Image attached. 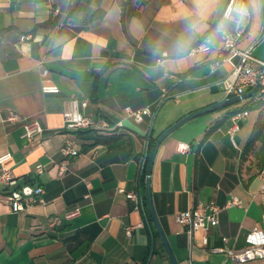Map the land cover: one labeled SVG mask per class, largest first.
<instances>
[{
    "label": "crops",
    "instance_id": "crops-1",
    "mask_svg": "<svg viewBox=\"0 0 264 264\" xmlns=\"http://www.w3.org/2000/svg\"><path fill=\"white\" fill-rule=\"evenodd\" d=\"M226 1L0 0V155L11 154L6 164L17 186L39 185L46 199L13 210L0 198V264H172L147 207L141 159L149 137L226 93L230 65L214 64L219 29L246 34L260 23L251 22L254 0H246L243 14L222 18ZM25 33L31 37L20 40ZM205 35L212 48L189 53ZM39 59L59 91L41 90ZM70 98L85 102L79 109L109 128L65 129L63 101ZM244 101L186 120L157 147L151 202L177 264H264V257L237 262L211 249L245 247L254 226L264 233L258 191L264 125L255 132L261 106ZM144 105L151 114L141 121L125 114L126 106ZM234 109L248 113L237 118L231 138ZM10 113L37 118L43 130L25 139L21 119L7 120ZM110 133L119 141L96 140ZM67 138L79 152L68 156L69 168L60 173ZM179 142L189 147L178 150ZM36 163L43 171H35ZM142 190L145 205L126 196ZM231 195L240 204L224 207ZM198 199L220 206L218 222L189 231L175 214ZM75 207L77 216L50 223ZM127 225L133 226L130 235Z\"/></svg>",
    "mask_w": 264,
    "mask_h": 264
},
{
    "label": "built area",
    "instance_id": "built-area-1",
    "mask_svg": "<svg viewBox=\"0 0 264 264\" xmlns=\"http://www.w3.org/2000/svg\"><path fill=\"white\" fill-rule=\"evenodd\" d=\"M246 0H227L222 10V18L229 19L233 15H241L245 12ZM53 11H57V7H53ZM30 33L21 34L20 40L30 38ZM264 37V22L262 16L260 17L259 27L256 31L248 29L246 34L235 29L221 28L219 29V58L215 60L214 64L226 62L230 65V70L224 78V89L229 95L243 94L251 91L256 85L255 92L247 99L252 101L264 100V59L257 58L253 55L255 45ZM246 42L241 45L243 40ZM212 48L210 36L205 35L200 40L195 42L189 48V53L205 52ZM43 60L37 61L40 69V88L43 92H57L59 87L52 83L49 79V71L43 64ZM245 99V98H244ZM244 99L240 100L243 101ZM80 104L84 105L85 102H79L77 98H70L63 101V127L68 130H79L85 128H109L102 124L96 123L94 119L84 114L80 109ZM125 114L132 117L135 121H141L144 115L151 114V109L148 105L140 107L124 108ZM248 113L247 109H240L231 115L233 124L228 129L230 137H233L234 132L238 128L236 120L242 115ZM21 119L22 132L21 136L27 140L32 138L43 130V126L35 117H19L16 113H10L7 120ZM189 147L188 143L179 142L177 144L178 150H186ZM61 151L65 155L61 160L58 172L62 173L69 167L68 156L76 155L79 149L75 147L70 138L65 139L61 146ZM11 157L9 152L0 155V198L3 199L11 209L23 210L33 203L44 205L46 199L43 197V188L39 185L23 184L16 185V178L11 168L6 164V161ZM44 166L41 163L35 164V171H43ZM260 179L259 193L264 197V169L258 171ZM126 196L135 199L137 205H142L141 196L133 191H127ZM232 204H240V199L236 195H231L224 204L229 206ZM220 206L213 201L196 200L187 209L178 211L175 214V220L180 225L186 227L189 231L195 229H206L211 225H216L218 222L217 214ZM79 207L65 211L62 215L53 216L51 224H58L62 220H69L79 214ZM125 233L130 235L133 229L132 225L124 227ZM226 241V237H222ZM247 245L243 248L234 247H212L215 251H226L227 255L237 262H243L248 259L256 257H264V233L262 229L257 226L252 227L246 236ZM69 264H78L76 261Z\"/></svg>",
    "mask_w": 264,
    "mask_h": 264
},
{
    "label": "water",
    "instance_id": "water-1",
    "mask_svg": "<svg viewBox=\"0 0 264 264\" xmlns=\"http://www.w3.org/2000/svg\"><path fill=\"white\" fill-rule=\"evenodd\" d=\"M255 88H256V85L254 86V88L251 91L243 93V94L229 95V93H225L221 98L215 100L214 102L183 115L182 117L177 119L175 122H173L172 124L167 126L165 129H163L159 133V135L155 138V140H154V142L150 148V151L148 153L147 162H146V171H145V195H146V200H147V207H148L151 219H152V221H153V223H154V225H155V227H156V229L160 235V238L162 240L164 248H165L172 264H177V262L173 256V253L169 247V244L165 238V235H164V233H163V231H162V229L158 223L157 217H156L154 209H153V205L151 202V195H150L149 177H150L153 158H154L155 152L157 150V147H158L159 143L161 142V140L168 133H170L172 130L177 128L179 125H181L186 120H188L194 116H197L199 114L205 113V112H209V111H213V110H217V109H223V108H225V107H227L233 103L239 102L240 100H242L244 98H248L249 96L254 94Z\"/></svg>",
    "mask_w": 264,
    "mask_h": 264
},
{
    "label": "trees",
    "instance_id": "trees-1",
    "mask_svg": "<svg viewBox=\"0 0 264 264\" xmlns=\"http://www.w3.org/2000/svg\"><path fill=\"white\" fill-rule=\"evenodd\" d=\"M254 102L257 105L261 106V108L259 110V113H258V118H257V120H256V122L254 124V130H255V132H257L264 125V100L252 101L251 99H247V101L243 102V105L244 106H249V105L253 104ZM235 111L236 110L234 109L232 111V113H234ZM86 129H89V128L79 129V130H86ZM79 130H74V131H79ZM107 131L112 132L113 128L107 129ZM155 138L156 137H151V138L149 137L148 140H147L146 151H145V154L143 155V157L141 159V175H140L141 182H143V178L145 176L146 162H147V158H148V153L150 151V148H151ZM119 139H120L119 135H115V133H110L108 135L107 134L106 135L99 134L97 136L96 140L98 142H104L107 145H109V144H111V142L113 140L119 141ZM114 144H116V143H114ZM141 192H142V194H141L142 204L145 205L146 201H145V196L143 194V190ZM145 212H147L146 208H145Z\"/></svg>",
    "mask_w": 264,
    "mask_h": 264
},
{
    "label": "rangeland",
    "instance_id": "rangeland-1",
    "mask_svg": "<svg viewBox=\"0 0 264 264\" xmlns=\"http://www.w3.org/2000/svg\"><path fill=\"white\" fill-rule=\"evenodd\" d=\"M254 1L257 9H255L254 12H251V22H253V24H256L255 22L257 21L259 22L260 15L262 16L264 22V0ZM246 18V15H242L241 22L244 23ZM252 53L255 57L264 59V37L255 45Z\"/></svg>",
    "mask_w": 264,
    "mask_h": 264
}]
</instances>
